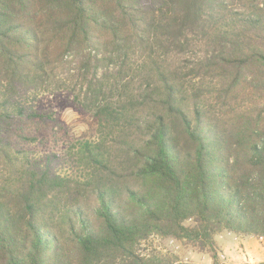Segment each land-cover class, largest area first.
Here are the masks:
<instances>
[{
    "label": "trees",
    "instance_id": "16d2710c",
    "mask_svg": "<svg viewBox=\"0 0 264 264\" xmlns=\"http://www.w3.org/2000/svg\"><path fill=\"white\" fill-rule=\"evenodd\" d=\"M75 58L97 136L61 172L13 135L52 120L37 94ZM263 117L264 0H0V264L176 262L141 252L154 236L214 261L217 235L264 236Z\"/></svg>",
    "mask_w": 264,
    "mask_h": 264
},
{
    "label": "rangeland",
    "instance_id": "374dc122",
    "mask_svg": "<svg viewBox=\"0 0 264 264\" xmlns=\"http://www.w3.org/2000/svg\"><path fill=\"white\" fill-rule=\"evenodd\" d=\"M78 61V58H75L69 68H58L52 83L41 88L37 94V107L45 112H53L52 120L24 122L22 128L15 132L26 135L28 139L13 135L16 146L30 155L58 153L62 158V164L59 166L61 172L75 169L73 153L78 143L97 136L96 124L91 114L72 101L73 95L81 96L86 85V81L77 71ZM101 72L102 69L99 68L95 71L97 76H100ZM176 243L179 245L178 250H174L170 240L150 237L141 245V252L176 255L178 259L173 264H183L182 251L190 249L174 241V244ZM222 261L224 258L215 255L213 264H222Z\"/></svg>",
    "mask_w": 264,
    "mask_h": 264
},
{
    "label": "crops",
    "instance_id": "0c3cea01",
    "mask_svg": "<svg viewBox=\"0 0 264 264\" xmlns=\"http://www.w3.org/2000/svg\"><path fill=\"white\" fill-rule=\"evenodd\" d=\"M240 237L230 232L216 236V255L224 256L222 264H264V236ZM183 264H213L208 253L183 250Z\"/></svg>",
    "mask_w": 264,
    "mask_h": 264
},
{
    "label": "built area",
    "instance_id": "2783aa9c",
    "mask_svg": "<svg viewBox=\"0 0 264 264\" xmlns=\"http://www.w3.org/2000/svg\"><path fill=\"white\" fill-rule=\"evenodd\" d=\"M260 239H262V237H260ZM170 244H172V247L174 248V250H178L179 249V245L176 243V244H174V241L173 240H170ZM219 257L220 258H224V256L221 254V255H219ZM181 261H185V259L183 258ZM175 264H178V262L177 263H175Z\"/></svg>",
    "mask_w": 264,
    "mask_h": 264
}]
</instances>
